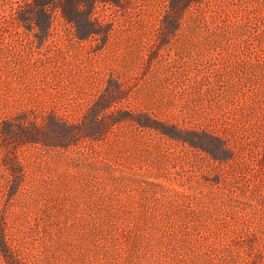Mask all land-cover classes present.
<instances>
[{
  "label": "rangeland",
  "instance_id": "374dc122",
  "mask_svg": "<svg viewBox=\"0 0 264 264\" xmlns=\"http://www.w3.org/2000/svg\"><path fill=\"white\" fill-rule=\"evenodd\" d=\"M0 264H264V0H0Z\"/></svg>",
  "mask_w": 264,
  "mask_h": 264
}]
</instances>
